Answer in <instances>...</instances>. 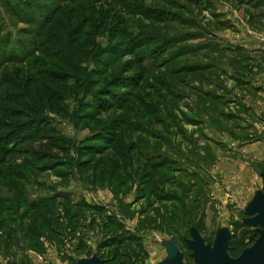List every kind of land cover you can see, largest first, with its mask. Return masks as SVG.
<instances>
[{
  "label": "rangeland",
  "instance_id": "rangeland-1",
  "mask_svg": "<svg viewBox=\"0 0 264 264\" xmlns=\"http://www.w3.org/2000/svg\"><path fill=\"white\" fill-rule=\"evenodd\" d=\"M195 1L0 0V264H171L173 249L198 264L196 237L227 239L231 259L255 245L264 0Z\"/></svg>",
  "mask_w": 264,
  "mask_h": 264
},
{
  "label": "water",
  "instance_id": "water-1",
  "mask_svg": "<svg viewBox=\"0 0 264 264\" xmlns=\"http://www.w3.org/2000/svg\"><path fill=\"white\" fill-rule=\"evenodd\" d=\"M255 224L264 226V200L258 210V215L254 219ZM194 257L198 264H264V232L255 245L247 249L237 259H231L228 256L229 242L227 239L220 240L216 243L215 249L212 250L206 247L200 237H196L192 243ZM98 264H105L100 262ZM171 264H182V258L179 254H172Z\"/></svg>",
  "mask_w": 264,
  "mask_h": 264
},
{
  "label": "trees",
  "instance_id": "trees-1",
  "mask_svg": "<svg viewBox=\"0 0 264 264\" xmlns=\"http://www.w3.org/2000/svg\"><path fill=\"white\" fill-rule=\"evenodd\" d=\"M162 1H167V0H162ZM188 2H191L192 0H187ZM168 2H169V0H168ZM199 1L197 0V1H195V3H194V5H199V3H198ZM170 4H172V1H170L169 2ZM168 20H166L167 21V23H178V22H182V21H180V18L179 17H176V19H174V16L172 15V16H170V17H168L167 18ZM154 22H157V23H165V22H163L162 20H155L154 19ZM183 25H184V23H183ZM124 33V32H123ZM126 35V34H125ZM188 37H190V35H187ZM138 37H139V39H138ZM184 37V36H183ZM156 39H158L159 40V38H156ZM193 39V38H192ZM154 41V40H153ZM188 41H189V39H188ZM188 41H186L185 43H188ZM145 43H146V41H144V39L143 38H141V36H139V35H136V38H134V39H132V45H130V48H131V50H129L128 51V54H126V55H132L133 53L134 54H136L137 55V53H138V51L139 50H141V49H143V46L145 45ZM184 45H186V44H184ZM184 47V50L182 51V52H178V54H177V56H179V55H184V54H190V52H191V49L189 48H186L185 46H183ZM207 47H203L201 50H196V52H199V51H202L203 49H206ZM165 49V48H164ZM164 49L158 54V55H156V57H158V60L159 59H161L162 58V55H163V51H164ZM167 49V48H166ZM182 49V47H180L179 48V50H181ZM208 49H211L210 47L208 48ZM178 50V51H179ZM118 52H119V56L121 55V56H123V52H121L119 49H118ZM44 53L46 54V55H48V53H50L48 50H44ZM60 56L61 55H59V53L57 52H54L52 55H51V57H50V59H52V60H55V61H62V62H65L66 61V58L65 57H61L60 58ZM206 56H209V54H204V57H206ZM32 57V56H31ZM31 57H29V56H26L25 58H24V61H28ZM138 57V56H137ZM136 57V58H137ZM211 57V56H210ZM139 59H140V57H139ZM165 61V60H164ZM164 61L163 62H161L160 63V65L162 64V63H164ZM200 69L201 68V66H195V67H192V68H190V71L192 72V71H195L196 69ZM185 71H189V70H187L185 67H182V70H181V72H185ZM59 73V70L57 69L56 70V73ZM197 72V71H196ZM37 73H38V75H40L42 72L38 69V71H37ZM61 73V72H60ZM53 74V75H59V76H53V75H50L49 77H51V76H53V77H57V78H61L62 77V75L61 74ZM177 73H180V72H177ZM184 83V82H183ZM185 86L187 87L188 86V84H185ZM170 88L172 89V90H174L171 86H170ZM193 88H196V87H194L193 86ZM197 90H199V94L201 95V89H198V88H196ZM175 91V90H174ZM176 92V91H175ZM183 93V92H182ZM182 93L181 94H177L178 95V97H180V96H182V97H186V93L184 94V96L182 95ZM206 96H207V94H205ZM177 97V96H176ZM172 116V115H171ZM174 119V118H173ZM39 125H40V127H42V124L41 123H39ZM200 126H201V124H200ZM135 130H137V131H139L141 134H143V135H145V136H150L151 138H156V136L153 134V132L151 133L150 132V130L149 129H147V128H143V126L142 125H138V126H136V128H135ZM139 132H137V133H139ZM31 135H29L28 137L29 138H31L30 137ZM143 142H144V138L143 137H140V138H138V139H135V141H134V143H132L129 147H131L133 150H137V147H138V145L139 146H141V145H144L143 144ZM110 147H111V145H109ZM142 155H144V154H142ZM145 156V155H144ZM152 157V156H151ZM148 158V159H152V158ZM162 164V163H161ZM160 164V165H161ZM154 167V166H153ZM141 171H143V170H140V172L139 173H141ZM145 177H149L148 176V174H145Z\"/></svg>",
  "mask_w": 264,
  "mask_h": 264
},
{
  "label": "crops",
  "instance_id": "crops-1",
  "mask_svg": "<svg viewBox=\"0 0 264 264\" xmlns=\"http://www.w3.org/2000/svg\"><path fill=\"white\" fill-rule=\"evenodd\" d=\"M214 36H216V35H214ZM208 49V48H207ZM204 50V49H203ZM247 147L248 148H245V150L246 151H250V152H248V153H250L253 157H255V151H257L258 152V150H255V145H247ZM250 154H247V155H250ZM256 157H258V156H256Z\"/></svg>",
  "mask_w": 264,
  "mask_h": 264
},
{
  "label": "bare ground",
  "instance_id": "bare-ground-1",
  "mask_svg": "<svg viewBox=\"0 0 264 264\" xmlns=\"http://www.w3.org/2000/svg\"><path fill=\"white\" fill-rule=\"evenodd\" d=\"M174 250H175V251H174ZM173 254H174L175 256H178V255L180 254V251L177 250V249H173Z\"/></svg>",
  "mask_w": 264,
  "mask_h": 264
}]
</instances>
